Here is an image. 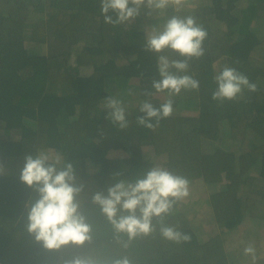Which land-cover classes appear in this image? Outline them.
<instances>
[{"label":"trees","instance_id":"1","mask_svg":"<svg viewBox=\"0 0 264 264\" xmlns=\"http://www.w3.org/2000/svg\"><path fill=\"white\" fill-rule=\"evenodd\" d=\"M239 1L169 8L149 21L142 12L131 22L112 25L104 22L100 0H0V264H64L75 257L112 264L125 256L131 264H236L224 235L245 219L264 222V62L253 60L261 41L255 21L264 19V0L238 7ZM171 15L194 16L207 30L205 54L189 61L183 73L200 86L182 90L173 98L172 115L149 129L137 123L141 103L159 107L168 96L152 87L160 79L157 54L143 45ZM213 19L224 24L222 45ZM163 54L183 59L167 50ZM213 55L222 56L216 66ZM224 66L247 75L257 91L213 100L214 76ZM107 90L123 102L124 129L106 119ZM130 92L138 99L133 101ZM204 138L221 147L203 151ZM228 138L237 142L236 149L222 145ZM47 149L60 158L58 167L73 164L76 183L83 186L76 199L91 225V239L83 245L47 250L27 232L26 204L38 194L19 175L27 154ZM161 156L160 166L171 172L220 186L207 198L219 232L200 239L201 223L194 225L180 203L160 219L189 234L187 242L163 239L158 218L153 219L156 231L131 241L114 232L93 194L106 195L117 180L142 175L159 165Z\"/></svg>","mask_w":264,"mask_h":264},{"label":"clouds","instance_id":"2","mask_svg":"<svg viewBox=\"0 0 264 264\" xmlns=\"http://www.w3.org/2000/svg\"><path fill=\"white\" fill-rule=\"evenodd\" d=\"M183 3L184 0H100V11L105 23L120 25L133 21L142 12L151 17L169 8L178 9ZM110 12L115 14V19L109 15ZM207 35V30L191 15H171L162 27L153 29L147 35L143 47L157 54L160 77L159 80H153L152 87L156 92H166L168 99L159 107L147 100L142 102L139 111L143 115L137 117L139 125L154 129L161 119L172 115L175 96L182 90L199 89V81L183 73L187 72L189 61L205 54L203 45ZM258 36L261 45L262 39ZM166 50L183 59H170L163 54ZM214 81L217 87L212 93V99L221 103L238 99L244 89L257 91L256 83L250 82L247 75L229 66H224L214 76ZM146 95L152 93L146 92ZM104 107L107 110L106 119L121 129L128 126L126 109L121 100L107 97ZM24 159L19 180L38 194L35 201L26 204L27 232L47 250H59L70 243L83 245L89 241L91 225L81 213L80 202L76 199L83 186L76 183L73 164L66 162L58 167L60 158L43 151H37L35 155L27 154ZM106 193H94L92 202L100 206V211L116 234H126L129 241L149 235L157 230L153 219L158 218L159 234L163 239L176 244L191 239L177 225L165 224L160 219L171 216L176 205L190 195L189 180L186 177L157 165L132 180H117L107 187ZM258 224L251 223V226ZM244 254L251 256L253 262L257 259L256 249L251 244L244 248ZM64 264H95V261L75 257L66 260ZM112 264H131V261L125 256L114 260Z\"/></svg>","mask_w":264,"mask_h":264},{"label":"rangeland","instance_id":"3","mask_svg":"<svg viewBox=\"0 0 264 264\" xmlns=\"http://www.w3.org/2000/svg\"><path fill=\"white\" fill-rule=\"evenodd\" d=\"M247 1L248 0H240L237 3V6L240 7V5L242 6L243 4L247 3ZM255 24L260 25L262 27L261 31L259 32V35L262 39V43L261 45H258V49L253 52V60H256L254 63L257 64L259 62H264V19L263 18L256 19ZM129 95H131V98L135 97L133 101L138 99V95L136 92H133V93L130 92ZM104 97L105 98L112 97V95L107 90L104 93ZM226 128L227 126L225 127V129ZM45 152H47L50 156L56 157L55 151L52 149H47ZM198 184L201 185V179L198 180ZM188 197H191L188 200L189 203H192V202L197 203L195 205V211L199 212V216L196 217L195 219H197L200 223L201 221L199 219H201L203 223L202 229L201 227L200 228L198 227L199 228V230L197 231L198 237L200 239H203L204 238L203 236L205 235L207 237V236L212 235V233L219 232L220 229L218 225H214L211 223V221L212 222H215V221L212 216L213 212L210 209H207V206H206V200L204 198L206 197V193L201 192V189H199L196 193L193 192ZM195 198H198V199H195ZM195 224L197 223L195 222ZM247 225L249 226V223H247ZM245 229H248V227L242 224L241 226H238L232 229L231 231H228L226 235H224V240H225L224 243H225L226 248L228 249L229 254L232 257L231 260L233 262H236V264L237 263L238 264H251L253 262V260L251 259V256H246L244 254V248L251 244L256 249L257 263L259 259H261L260 261H263V258H264V225L262 224V225H257L254 227L251 226L249 229L250 231H248L245 234H242L245 231ZM235 247L236 249L232 253L230 249L235 248ZM237 248H241L239 252H236Z\"/></svg>","mask_w":264,"mask_h":264},{"label":"crops","instance_id":"4","mask_svg":"<svg viewBox=\"0 0 264 264\" xmlns=\"http://www.w3.org/2000/svg\"><path fill=\"white\" fill-rule=\"evenodd\" d=\"M210 0H184V3L178 8V9H182V10H193V9H196V8H199L200 6H204V5H207L208 4V2H209ZM162 13V12H161ZM161 13H159V14H161ZM156 15H158V14H153L151 17H148V16H145L144 15V17H145V19L147 20V21H149L153 16H156ZM214 20V19H213ZM213 20H212V23H215V25L218 27V30H217V32H218V35H219V38H220V43H221V45H222V41H223V39H224V36H223V32H224V24L222 23V22H220V21H215L214 20V22H213ZM217 22V23H216ZM257 25V24H256ZM258 27H260V25L258 26ZM261 29H262V27H261ZM219 48H217V49H212L213 50V52L215 53L217 50H218ZM257 50V49H256ZM223 53V52H222ZM218 54V53H217ZM223 55H225L224 53H223ZM213 57H214V55H213ZM222 56H217V55H215V57H214V66H216L217 65V62L220 60V58H221ZM216 68V67H215ZM194 112H196L195 110L192 112V113H194ZM232 144V145H231ZM222 145L225 147V148H233V149H236V146L235 145H237V142L235 141V140H232V139H230V138H228V139H226L225 141H223V143H222ZM217 146H219V147H221V144L219 143V145L217 144V142H215V141H213V140H210V139H206V138H204V139H202V149H203V151H205V152H208V153H210V152H212V151H214L216 148H217ZM228 146V147H227ZM115 154L116 152H111V154ZM164 159V157L163 156H161V157H159L158 158V160H157V162H159V166H160V162H162V160ZM163 167V166H162ZM198 180L199 179H196V180H190L189 181V192H190V194H192L193 192H197L199 189H201V192H205L206 193V197H204L205 198V200H206V206H207V209H210L211 210V207H209L208 205V202H207V198H208V195H209V193L210 192H212V191H215L216 189H218L220 186H218V184H206V183H204L203 181H202V179H201V185L200 184H198ZM198 197V196H197ZM187 198V197H186ZM184 199L182 202H180V209L182 210V211H185L186 213H187V215H188V217H190L191 219H192V221H193V223L195 224V222L197 221V219H195L196 217H198L199 216V212H197V211H195V205L197 204L196 202H192V203H189L188 202V200H189V198H191V197H188L187 199ZM195 199H197V198H195ZM188 202V203H187ZM212 211V210H211ZM212 214V213H211ZM195 215V216H194ZM194 216V217H193ZM200 221H201V229H202V226H203V223H202V220L201 219H199ZM249 222V226L247 225V223ZM211 223L212 224H214V225H217V224H215V222H212L211 221ZM242 224H244L246 227H248V229H245V231L242 233V234H245V233H247L248 231H250L249 229H250V225H251V222L250 221H248L247 219H245L244 221H243V223ZM241 224V225H242ZM264 225V223H259L258 225ZM241 225H239V226H241ZM255 226H257V225H255ZM238 227V226H237ZM252 227H254V226H252ZM252 229V228H251ZM216 233V232H215ZM213 234V233H212ZM226 235V234H225ZM204 238L203 239H205L206 238V235L205 236H203ZM236 248V247H235ZM232 249H234V248H232ZM241 248H237V250H236V252H239V250H240Z\"/></svg>","mask_w":264,"mask_h":264}]
</instances>
